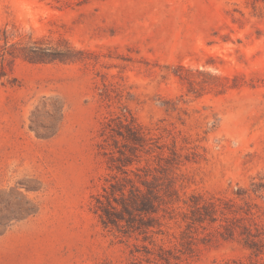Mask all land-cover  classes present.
Listing matches in <instances>:
<instances>
[{
    "label": "rangeland",
    "instance_id": "1",
    "mask_svg": "<svg viewBox=\"0 0 264 264\" xmlns=\"http://www.w3.org/2000/svg\"><path fill=\"white\" fill-rule=\"evenodd\" d=\"M0 264H264V0H0Z\"/></svg>",
    "mask_w": 264,
    "mask_h": 264
},
{
    "label": "trees",
    "instance_id": "2",
    "mask_svg": "<svg viewBox=\"0 0 264 264\" xmlns=\"http://www.w3.org/2000/svg\"><path fill=\"white\" fill-rule=\"evenodd\" d=\"M217 208V205L215 203H210L209 205H207L204 208L205 213H209L207 215H210V213H212V211H214V209ZM127 209V208H126ZM143 211V210H142ZM128 214L130 213V210H127Z\"/></svg>",
    "mask_w": 264,
    "mask_h": 264
}]
</instances>
